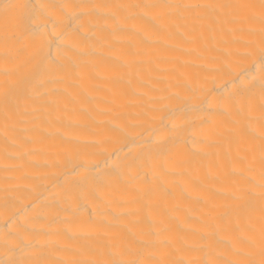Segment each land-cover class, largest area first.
Wrapping results in <instances>:
<instances>
[{
	"label": "bare ground",
	"instance_id": "1",
	"mask_svg": "<svg viewBox=\"0 0 264 264\" xmlns=\"http://www.w3.org/2000/svg\"><path fill=\"white\" fill-rule=\"evenodd\" d=\"M0 264H264V0H0Z\"/></svg>",
	"mask_w": 264,
	"mask_h": 264
}]
</instances>
